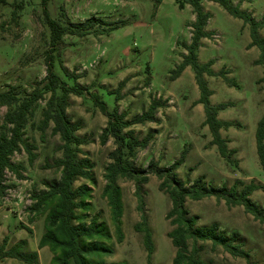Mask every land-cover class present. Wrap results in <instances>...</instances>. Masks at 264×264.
<instances>
[{"label": "rangeland", "instance_id": "rangeland-1", "mask_svg": "<svg viewBox=\"0 0 264 264\" xmlns=\"http://www.w3.org/2000/svg\"><path fill=\"white\" fill-rule=\"evenodd\" d=\"M252 13L257 19L264 16V0H231ZM20 4V5H18ZM210 13L205 26L212 34L203 37L198 48L200 63L212 60L213 74L204 73L212 93L211 104L231 101L218 111V117L235 123L222 127L221 134L234 147L235 163L222 157L207 124H204V107L196 102L200 95L190 65L177 77L173 69L186 52L182 41H190L192 6L180 8L175 0H49L46 9L63 23L81 21L94 14L105 20L84 35L65 34L55 68L61 72V60L75 75L69 79L90 91L102 94L108 107H118L125 118L132 119L148 108L153 98L163 103L157 108L154 120L132 123L135 134L143 137L149 130L153 137L134 158L139 166L150 160L168 165L182 158L177 172L188 185L202 178L208 188L222 185L230 187L236 179L253 180L260 186L251 193L258 207L264 206V173L255 144L257 120L264 113V60L261 48L251 44V26L243 18L230 14L212 0L202 2ZM18 5V7H16ZM16 7V15L12 10ZM41 0H6L0 3V90L11 85L30 90L46 74L45 50L49 47V26L45 21ZM264 37V25L258 28ZM223 70L225 72H223ZM234 78L236 83L226 80ZM123 82L119 86V83ZM118 94V98L116 95ZM39 102L34 117L27 125V135L36 145L32 162L25 150L15 152L12 159L25 168L19 178L7 171L9 184L0 198V243L7 235V246L20 238H27L28 248L38 250L36 264H49L52 252L47 245L38 246L45 230V213L33 214L28 210L31 193L46 188L47 183L60 175L54 161L61 155L58 134L37 127L41 108ZM7 106L0 104V123ZM67 112L77 121V132L87 138L80 145L82 155L93 163L91 177H80L76 184L86 183L91 190L86 200L89 208L82 209L91 217L100 215L111 233L112 253L107 262L126 260L128 264H173L175 247L167 234L171 224L165 214L171 206L166 192L159 189V179L151 174L143 184V208H138L135 184L132 179L119 178L122 190V240H118L110 219V208L102 194L104 171L110 161L109 152L115 147L113 137L102 141V130L108 117L103 114L88 92L70 94ZM241 185L238 186V190ZM189 213L197 217L198 224L215 222L226 234L236 232L237 241L249 252L247 257L232 255L220 246L205 243L202 257L210 264H264V223L242 204L229 205L214 195L200 199L187 198ZM145 214L152 229L155 250L150 259L143 244L142 231L135 223ZM29 226L32 231H29ZM0 264H23L7 257Z\"/></svg>", "mask_w": 264, "mask_h": 264}, {"label": "trees", "instance_id": "trees-1", "mask_svg": "<svg viewBox=\"0 0 264 264\" xmlns=\"http://www.w3.org/2000/svg\"><path fill=\"white\" fill-rule=\"evenodd\" d=\"M45 21L49 26V47L45 50L44 60L46 74L36 81L30 89H19L11 85L0 90V104L7 106L0 123V198L3 197L9 184L6 182V173L10 171L17 177H24L25 166L21 162L12 159L15 152L25 150L30 162L36 156L33 149L36 145L27 135V125L34 117L39 102L44 99L41 108V117L37 127L43 134L49 126L51 133L58 134L61 142L59 149L61 155L54 161V165L60 170L58 178L47 183L46 188L31 193L32 202L28 206L33 214L45 213V230L38 242V246L47 245L51 252L49 264H128L126 260L110 261L105 256L113 251L112 244L107 242L111 239L109 227L100 220L99 214L88 217L82 209L89 208L90 202L86 200L91 190L86 183L76 184L80 177L90 178L93 163L87 155H82L80 145L87 138L80 135L77 130L79 124L73 121L67 112L70 94L90 93L93 102L98 106L107 119L101 136L102 141L113 137L115 147L109 152L110 161L105 166L102 194L106 197L110 208V219L114 225L117 239L123 237L121 229V215L123 212L122 190L119 178L132 179L135 184L138 208H143V184L146 183L151 174L159 179V189L167 193L171 206L165 214L171 224L167 234L175 247L172 258L173 264H210L211 259L202 257L201 251L205 243L210 242L212 248L220 246L232 255L247 257L249 252L237 241L236 232L226 234L219 229L215 222L209 224H198L197 217L189 213L186 206L187 198L200 199L204 196L214 195L223 198L227 204H242L247 211L252 213L264 223V206L258 207L251 199V193L260 184L253 180L244 182L236 179L227 187L225 184L217 188H208L202 178L188 185L179 177L177 167L181 163V157L175 159L168 165H159L153 159L147 166H139L134 162L137 151L148 145L153 137L149 130L143 137L135 134L132 123L151 121L155 118L157 108L162 105L159 98H153L147 109L132 119L125 118V113L118 111V107H108L102 94L98 91H90L87 86H81L69 79L75 75L67 66L59 60L61 72L55 68V61L61 52L60 44L65 34L84 36L95 29V25L105 20L94 14L81 21H68L63 23L59 18L53 17L46 9L49 0H41ZM161 1V0H157ZM180 8L186 3L190 4L194 13L191 22L190 41H182L186 52L182 60L173 69L171 77H177L185 66L190 65L194 71L195 81L198 84L200 95L196 102H202L204 107V124H207L212 135L211 143L215 144L220 155L228 162L235 163L233 154L234 147L228 146V139L222 136L221 128L234 124L231 119L218 117V111L231 101H222L211 104L209 96L212 93L208 86L204 73L213 74L212 60L200 63L198 61V48L202 38L210 36L212 32L205 28L210 13L204 9L202 2L205 0H175ZM222 5L230 14L243 18L251 26V44H257L261 48V57L264 60V37L258 33V28L264 25V16L257 20L250 11L240 7L238 3L231 0H212ZM6 0H0L4 3ZM20 5V4H18ZM16 5V7H18ZM16 7L12 10V17L16 15ZM223 72H225L223 70ZM226 80L236 83L234 78ZM123 82L119 83V86ZM118 98V94L116 95ZM255 144L259 162L264 173V113L257 120L255 129ZM241 189L238 190V186ZM29 231L32 229L26 226ZM135 228L142 231L143 244L150 259L155 250L152 229L145 214L135 223ZM8 238L4 236L0 243V260L7 257L18 259L23 264H36L38 262V250L29 249L27 238L15 240L7 246Z\"/></svg>", "mask_w": 264, "mask_h": 264}]
</instances>
